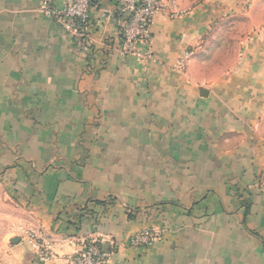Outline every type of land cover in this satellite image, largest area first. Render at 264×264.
<instances>
[{"label": "crops", "instance_id": "obj_1", "mask_svg": "<svg viewBox=\"0 0 264 264\" xmlns=\"http://www.w3.org/2000/svg\"><path fill=\"white\" fill-rule=\"evenodd\" d=\"M68 1L0 0V264H67L88 238L107 264H264L263 109L204 55L233 2L162 0L122 55L112 0L88 49L42 11Z\"/></svg>", "mask_w": 264, "mask_h": 264}, {"label": "built area", "instance_id": "obj_2", "mask_svg": "<svg viewBox=\"0 0 264 264\" xmlns=\"http://www.w3.org/2000/svg\"><path fill=\"white\" fill-rule=\"evenodd\" d=\"M93 1L69 0L61 8L50 7L44 3L42 11L58 21L74 37L77 45L88 49L92 42L89 30ZM112 2L120 15L117 20L119 43L113 48L122 55L137 54L136 44L148 41L152 20L163 8L162 0H112ZM158 238L157 232L145 229L132 235L128 244L131 247H146ZM27 240L42 262L54 258L48 242L37 233H29ZM108 259L109 253L102 248L100 242L95 238H88L80 251L66 260L67 264H107Z\"/></svg>", "mask_w": 264, "mask_h": 264}, {"label": "rangeland", "instance_id": "obj_3", "mask_svg": "<svg viewBox=\"0 0 264 264\" xmlns=\"http://www.w3.org/2000/svg\"><path fill=\"white\" fill-rule=\"evenodd\" d=\"M231 1L235 12L220 17L204 55L215 64L227 62L230 86L244 90V103L263 109L257 127L264 139V0Z\"/></svg>", "mask_w": 264, "mask_h": 264}]
</instances>
